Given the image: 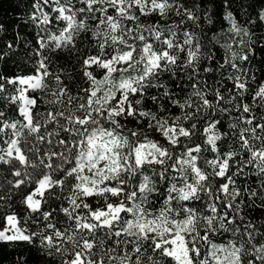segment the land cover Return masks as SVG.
<instances>
[{"label":"snow or ice","instance_id":"obj_1","mask_svg":"<svg viewBox=\"0 0 264 264\" xmlns=\"http://www.w3.org/2000/svg\"><path fill=\"white\" fill-rule=\"evenodd\" d=\"M55 2L59 5V0ZM44 3L47 4L48 0H44ZM83 3L84 7L77 9V12L104 13L100 23L106 25L107 30L103 42L99 44V53L88 55L83 60L86 69L84 75L91 82L88 88L82 90L86 97H81L82 102L76 104L67 116L63 111L46 114V122L59 123L65 134L56 140L62 150L49 151L47 160L40 155L35 160H29L17 147L16 140L11 141V147L7 150L10 157L13 151L17 153L14 158L20 165L39 170L38 178L32 180L35 186L21 201L22 211L26 214L25 222L38 213L41 221L47 223L43 230L30 232L21 226L20 215L7 214L3 216L4 226L0 228V243L35 245L39 237L40 250L46 256H59V264H264V243L257 240V233L264 240V231L248 218L249 213L245 211L253 207L264 209V202L257 205L252 200L256 197L264 201V191L245 190L242 193L235 187L237 181L233 179L241 172L240 162L236 159L241 155L239 149H246L249 154L244 163H254L258 174H264V123H256L239 131V149L233 150L228 145V150L221 151L223 146L218 147L217 142L229 134L215 131L220 124L217 117L203 128L206 134L204 143L209 147L205 148L203 144L189 147L181 138L191 141L196 123L185 128L182 119H191L201 108H215V104L196 90L197 85L193 83L192 95L199 97L201 104L189 114L184 109L186 106L192 107L191 96L183 102L176 99L177 93L170 91L161 77L165 73L175 77L177 69H189L185 73L189 80L198 75L199 43L185 49L174 42L176 34L173 27L160 21L137 23L135 28L121 24L122 20L138 22L141 16L147 18L153 14L166 18L172 9L194 23L199 18L185 4L176 0H83ZM259 6V19L264 20V0H260ZM34 7L40 9L39 0ZM109 8L114 10V15L106 14ZM133 9L139 15L134 14ZM55 11L60 14L56 19L68 22L66 31L85 28L83 21L76 23L75 14L64 15L70 11L66 6H60ZM31 19L35 21L38 18L33 15ZM225 19L230 23L231 32L248 34V30L236 22L231 12L227 13ZM43 22L49 23L47 15H44ZM3 27L0 24V29ZM184 35L183 44L192 45L194 34L186 31ZM126 37L138 43H129ZM59 39L64 40L65 37ZM67 40L71 43V35ZM111 45L125 47L114 48L115 54L103 59L108 55L105 47ZM40 47H45L42 41ZM172 49L177 51L174 53ZM181 52L185 54L184 61L179 63L178 53ZM232 58L234 61L235 52ZM239 59L245 62L249 56L241 55ZM93 65L104 70L102 80H97L91 71H87ZM230 66L237 72L243 71L235 62H230ZM203 71L210 72L213 68L208 66ZM36 73L15 78L0 75V93L5 91V81L21 86L18 95L11 100L22 102L18 110L26 122L23 127L29 133H40L37 139L44 141L45 135L41 133L43 125L34 118L33 113L37 98H30L26 94L28 89L45 87L44 78L50 73L43 60L38 62ZM113 73L129 75L121 77L117 83L112 79ZM231 79L234 89L240 90L243 96L247 91L246 82L240 76ZM55 80L57 84H62L59 76ZM102 84H108L109 88L103 95H98L101 91L98 85ZM176 86L180 87L179 84ZM152 89L160 91L153 94ZM52 95L66 97V104H71L74 99L65 87H60ZM214 99L218 103L224 97L217 91ZM232 99L234 97L229 96V101ZM253 99L264 101V86L259 87ZM50 102L59 103L60 100ZM166 105L169 111L172 106L177 107L181 115L171 120L159 115L165 111ZM235 108L242 113L238 119L253 125L255 117L251 115L252 108L248 104ZM221 111L228 109L222 108ZM243 113L249 114V117L245 118ZM58 117H63V122ZM4 119V112L0 111V132L17 129L19 122L4 123ZM261 119L264 120V117ZM229 127L236 128V125ZM257 129L261 130V135H257ZM156 134L162 139L156 138ZM48 135L60 136V132ZM253 140L261 141L259 149L254 148ZM173 149L177 152L174 153ZM209 150L216 153L215 158H203V162L198 163L202 159L199 154ZM233 166H237L236 170L230 171ZM45 169L62 172L65 179H53ZM14 175L19 177L14 186L20 188L27 183L25 175L32 174L17 170ZM68 177L74 181L72 194L63 199L68 200L70 207L61 203L59 211L74 222V227L61 231L52 223L57 209H45L42 205L49 200H62L61 191ZM217 178L221 181L219 184L216 183ZM261 188L264 189V179ZM244 195L249 197L251 203L245 205ZM153 197H162L158 208ZM48 229L51 232L46 235ZM70 231L72 234H69ZM225 233H230L232 237L239 236V239H229L226 244L213 242L215 236ZM68 243L71 248L65 246ZM65 254H70L71 258L65 259Z\"/></svg>","mask_w":264,"mask_h":264},{"label":"trees","instance_id":"obj_2","mask_svg":"<svg viewBox=\"0 0 264 264\" xmlns=\"http://www.w3.org/2000/svg\"><path fill=\"white\" fill-rule=\"evenodd\" d=\"M177 3H183L188 7L192 14L198 17L197 22L187 20L186 16L178 15L175 9L168 12L166 18H161L156 14L150 17H140L138 22L122 20V25L135 28L137 23L150 24L160 21L161 24L173 27L175 31V41L183 45L185 49L194 47L199 43L200 50L198 53L199 70L198 75L194 76L192 80L187 79L185 73L190 71L176 70L175 77H170L168 73L163 74L161 79L166 84L170 91L177 93L176 99L183 102L187 97L191 96L192 107L184 109L185 112L191 114L201 104L199 97L192 95L194 89L193 83L197 85V89L201 91L205 98H208L215 104V108H201L196 112L191 119L183 120L182 124L185 128L189 127L193 122L196 123L195 135L188 141L186 138H181L189 147L193 144H203V147L209 146L204 143L206 134L203 128L207 127L209 123L219 118L220 124L217 125L218 133H228L226 137L217 142L221 151L228 150V145H231L233 150L239 149L237 136L239 131L243 128L252 127L256 123H264L261 118L264 117V101L253 99L255 92L264 82V20L259 19L261 8L259 6L260 0H227V7H225V0H176ZM37 0H0V24H3V29H0V75L6 78L27 77L35 75L38 62L43 60L47 65L50 75L44 78L45 87L36 90H28L27 95L30 98H37V105L33 108L34 118L41 122V133L45 135V140L40 141L37 136L40 133H29L27 128L23 127L26 123L19 113L20 101L12 102L11 98L18 95V85L5 83V91L0 93V111L4 112V123H17V129H5L0 132V227L4 225L3 216L7 214L16 213L21 216V226L27 228L30 232H39L44 229L47 221H41L38 213L33 214L31 218L25 222V213L22 211L23 206L21 201L35 186L32 183L34 178H38L39 170L20 165L14 158L17 154L13 151L10 157L7 155V150L11 147V141H17V147L25 153L29 160H35L38 155L47 160L49 151H61V147L56 144V140L62 138L65 134L61 131L59 123L46 122V114L48 112L63 111L67 116L69 111L73 110L75 105L82 102L81 97H86V93L82 90L88 88L90 81L84 75L85 68L83 67V60L88 55H97L100 51L99 44L103 42L104 33L107 26L100 23L103 19L104 13L101 12H77V9L84 7L83 0H59V5L55 0H48L45 4L44 0H39L40 9L34 7ZM193 5H196L195 7ZM60 6H66L70 9L64 15H74L76 23L83 21L85 28H74L70 32L66 31L68 22L63 19H56L60 14L55 11ZM106 7V5H105ZM134 14L139 15L135 9ZM228 12H231L236 19V22L248 30V34L240 33L237 35L231 32L230 23L225 19ZM107 15H114V10L109 8ZM35 15L38 19L33 21L31 17ZM44 15L49 18V23L43 22ZM211 20L212 23H208ZM193 33V44L184 45L183 41L186 38L185 32ZM71 35V43L68 42L67 37ZM147 35V33H145ZM64 36V40L59 37ZM56 37L57 39H53ZM129 43H138L133 41L130 37H126ZM45 44V47H40V42ZM151 42V38H149ZM111 42L109 41V45ZM11 45V47H8ZM230 46V47H229ZM124 48L123 45L106 46L104 51L108 55L103 56V59L110 58L114 55V48ZM176 52V49H172ZM236 53V58L233 61L232 53ZM247 54L249 60L241 62L239 57ZM184 53H178L179 63L184 61ZM209 57H211L209 59ZM230 62H235L243 68L242 72H237L236 69L230 66ZM211 66L213 71L205 72V67ZM91 71L97 80H102L104 70L93 65L87 68ZM134 74V73H133ZM129 73H113L112 79L117 83L121 77L128 76ZM59 76L62 84H57L55 77ZM240 76L246 82L247 91L243 96L240 95V90L234 89L232 77ZM179 84L180 87L176 85ZM60 87H65L69 95L74 97L71 104H66L64 101L66 97H54L53 92H58ZM101 91L98 95H103L108 90V84L98 85ZM115 90V89H113ZM231 90V92L229 91ZM158 89H152L151 93H157ZM219 91L224 100L216 103L214 96ZM229 96L234 99L229 101ZM59 99V103H51L50 101ZM166 99V98H162ZM150 107L151 102L148 101ZM240 104H248L252 108L251 115L255 117L253 125H247L242 120L238 119L242 113L237 112L235 106ZM226 108L228 111L222 112L221 109ZM39 115H36V114ZM79 114V113H77ZM171 120L175 116L181 115V110L172 106L170 111L168 106H165V111L159 113ZM245 118L249 114L243 113ZM200 117V119H197ZM60 122H63V117H58ZM235 124L236 128H231L229 125ZM2 126V125H0ZM60 132V136H50L48 133ZM246 135H248L246 133ZM257 135H261V130L257 129ZM156 138L162 139L156 134ZM51 140L52 143H48ZM163 142V141H162ZM254 148L261 147L260 140L251 141ZM31 149V150H30ZM36 149L40 151L37 152ZM241 155L236 159L239 160V167L241 172L239 175L233 177L237 181L235 187L240 189L242 193L247 190L251 192L256 190L258 193L264 191L261 188V181L264 179V174H258L254 163L245 164L244 161L248 159L249 154L246 149H239ZM176 153L177 150L173 149ZM67 154V153H66ZM202 158L198 163L203 162V158L209 160L215 158L216 153L209 151H202L200 154ZM55 159V158H54ZM231 163V162H230ZM71 165H65L70 167ZM237 166H233L230 171H235ZM21 170L22 173H31V176L25 175L27 183L20 188H16L15 181L19 177H15L14 173ZM53 179L57 177L65 179L62 172H53L52 169H45ZM221 181L217 178L216 183ZM74 181L71 177L66 178L65 187L61 191L62 200H49L47 204L42 205L45 209L56 208L57 213L52 223H55L57 228L63 231L66 228L74 227V222L68 219L62 212L59 211L61 203L65 207H70L68 200L63 197H69L72 194V186ZM215 186V185H214ZM232 187V186H230ZM59 190V189H57ZM115 199V198H113ZM155 205L158 208L162 201V197H153ZM245 205L251 203L247 195H244ZM255 203L258 205L264 201L253 197ZM239 202V198H237ZM151 207V205H149ZM249 213L248 218L264 231V209L253 207L245 209ZM244 213H242L243 215ZM131 218V217H129ZM33 220L38 222L34 223ZM247 222V219L244 223ZM243 231V228H241ZM51 229H48L45 234H49ZM69 234H72L71 231ZM79 236H77V239ZM35 245L28 244H2L0 243V264H59V256H46L44 251L40 250L39 237L36 238ZM229 239H239V236L232 237L230 233H225L222 236L217 235L213 238V242L217 244H226ZM257 240H261L259 233H257ZM66 247L71 248V244H65ZM107 246V245H106ZM65 259H70V254H65ZM259 264V262H257Z\"/></svg>","mask_w":264,"mask_h":264},{"label":"rangeland","instance_id":"obj_3","mask_svg":"<svg viewBox=\"0 0 264 264\" xmlns=\"http://www.w3.org/2000/svg\"><path fill=\"white\" fill-rule=\"evenodd\" d=\"M261 86H264V82H263V84L261 85ZM21 86H19L18 85V89L20 88ZM28 90H30V89H28ZM28 90H27V92H28ZM27 94V93H26ZM20 106H22V102H20ZM17 154V153H16ZM4 226V225H3ZM3 226H1L0 228H3Z\"/></svg>","mask_w":264,"mask_h":264}]
</instances>
